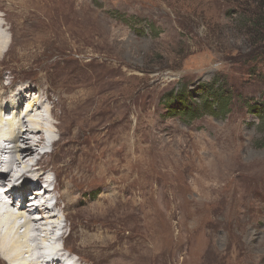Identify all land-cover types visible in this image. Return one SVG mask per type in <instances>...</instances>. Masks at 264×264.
Here are the masks:
<instances>
[{
	"label": "rangeland",
	"instance_id": "rangeland-1",
	"mask_svg": "<svg viewBox=\"0 0 264 264\" xmlns=\"http://www.w3.org/2000/svg\"><path fill=\"white\" fill-rule=\"evenodd\" d=\"M263 1L0 0V95L27 86L22 104L56 107L33 163L57 173L77 149L106 161L68 216L77 258L264 264ZM216 81L227 111L206 104ZM183 91L189 116L170 105Z\"/></svg>",
	"mask_w": 264,
	"mask_h": 264
},
{
	"label": "bare ground",
	"instance_id": "bare-ground-1",
	"mask_svg": "<svg viewBox=\"0 0 264 264\" xmlns=\"http://www.w3.org/2000/svg\"><path fill=\"white\" fill-rule=\"evenodd\" d=\"M4 25L0 16L1 32ZM5 37H0V56L8 45V38ZM26 87L10 92V96L15 94L14 97H8L9 92L8 95L6 92L0 95V168H4L7 163L11 166L7 172L0 169V260L3 264H87L85 259L77 258L76 252L67 250L65 246L71 232L75 230L68 216L82 202L86 203L83 196L89 193V186L85 187L83 183L88 179L90 184L89 173L97 174L94 180L106 176L107 171L103 170L106 161L100 156H89L77 149L79 157L72 158L62 166L64 171L60 168L55 173L50 168H38L41 159L33 162L35 156L45 153L44 150L48 148L44 131L47 125L54 124L56 107L54 103L49 107L45 104L41 107L45 98L47 102L52 100V97L50 99L41 93L34 94L33 99L22 104L24 98L33 96L28 93L30 87ZM55 105L58 107V104ZM60 141L58 138L53 140L52 149L59 146ZM94 166L97 168L94 169ZM48 173H52L54 178L47 180L53 190L48 193L46 200L52 198L54 204L49 210L47 207L35 206L34 201L39 196L36 190L31 196L34 198L32 202L26 204V186L33 184L37 189L38 184L45 182ZM12 175L13 181L9 179ZM106 200V196L101 198L103 204ZM50 244L54 245L51 251Z\"/></svg>",
	"mask_w": 264,
	"mask_h": 264
},
{
	"label": "trees",
	"instance_id": "trees-1",
	"mask_svg": "<svg viewBox=\"0 0 264 264\" xmlns=\"http://www.w3.org/2000/svg\"><path fill=\"white\" fill-rule=\"evenodd\" d=\"M263 16H264V1L263 4L260 5ZM207 98L205 99L206 104L210 103H216L219 110L227 111L230 105V101L232 99L233 94L228 93L226 90H224V87L221 86L219 81H216L213 83H210V86L206 87ZM187 91H183L181 93L171 94V98L175 99V101H172L170 104L173 109H176L177 112L185 113L186 115H192L194 112L192 105H190L188 99L186 100V93ZM227 92V93H226ZM192 102V101H191ZM193 103V102H192ZM195 105V103H193ZM211 104V103H210ZM264 109V100H262V103L260 104V108ZM252 108L259 109V107H256L255 105H252Z\"/></svg>",
	"mask_w": 264,
	"mask_h": 264
},
{
	"label": "clouds",
	"instance_id": "clouds-1",
	"mask_svg": "<svg viewBox=\"0 0 264 264\" xmlns=\"http://www.w3.org/2000/svg\"><path fill=\"white\" fill-rule=\"evenodd\" d=\"M9 166V170L11 169V166L10 165H8ZM2 170H3V168H2ZM7 172V171H6ZM40 188L41 187H38L37 189H36V191L38 192V190H40ZM37 199V198H36ZM36 199H35V201H36ZM41 217V216H40Z\"/></svg>",
	"mask_w": 264,
	"mask_h": 264
}]
</instances>
